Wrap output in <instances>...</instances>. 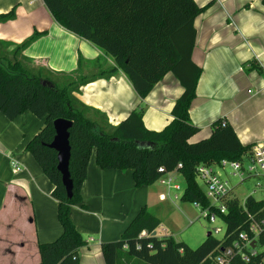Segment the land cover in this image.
Instances as JSON below:
<instances>
[{
  "label": "trees",
  "instance_id": "obj_1",
  "mask_svg": "<svg viewBox=\"0 0 264 264\" xmlns=\"http://www.w3.org/2000/svg\"><path fill=\"white\" fill-rule=\"evenodd\" d=\"M42 1L58 24L115 62L112 67H96L87 74L76 71L60 85L50 70L29 69L24 62L22 51L44 32L36 31L15 45L0 40V112L9 120L24 111L43 119V125L24 148L53 184L51 194L57 200V218L62 227L54 240L38 244L37 264H78V250L87 241L71 221L69 208L81 201L80 189L93 150L100 168L131 169L135 187L150 185L163 174L177 170L185 180L180 200L206 207L209 201L197 183V165L238 160L251 145L241 144L232 126L222 119L211 123L208 137L189 141L199 130L189 118L201 74L191 52L196 37L194 20L204 9L194 0ZM13 18V10L0 13V22ZM117 69L127 76L140 98L166 73L171 72L178 79L183 91L171 108L172 119L161 130L144 126L140 106L113 126L104 115L73 95L80 86L109 77ZM57 118L72 122L68 137L71 198L67 197L57 170L56 151L48 146ZM246 204L252 208L263 202H255L249 196ZM227 207L226 232L233 237L241 228L244 215L237 198L231 199ZM159 225L160 220L141 207L119 239L100 244L105 264H200L221 242L209 235L191 248L172 236H151Z\"/></svg>",
  "mask_w": 264,
  "mask_h": 264
},
{
  "label": "crops",
  "instance_id": "obj_2",
  "mask_svg": "<svg viewBox=\"0 0 264 264\" xmlns=\"http://www.w3.org/2000/svg\"><path fill=\"white\" fill-rule=\"evenodd\" d=\"M194 1L204 9L194 20L191 52L201 74L189 118L199 130L189 141L208 137L211 123L222 119L241 144L264 143L262 0ZM10 10L14 18L0 22V40L15 45L36 31L44 32L22 51L29 69L42 67L68 77L76 71L87 74L96 67L115 65L111 56L58 24L42 0H0V13ZM182 91L178 79L168 72L140 98L117 69L109 77L80 86L73 95L113 126L140 106L144 126L159 131L172 119L171 108ZM43 122L30 111L13 120L0 112V264L39 263L38 244L54 240L62 231L57 200L51 194L53 184L24 148ZM12 159L22 167L17 173L12 171ZM152 185L135 187L131 169L100 168L92 151L81 201L69 208L71 221L87 241L78 250V264H105L100 244L119 239L138 210L152 200ZM168 198L174 199L168 189L157 193L159 201ZM161 231L156 235L172 236L164 227Z\"/></svg>",
  "mask_w": 264,
  "mask_h": 264
},
{
  "label": "built area",
  "instance_id": "obj_3",
  "mask_svg": "<svg viewBox=\"0 0 264 264\" xmlns=\"http://www.w3.org/2000/svg\"><path fill=\"white\" fill-rule=\"evenodd\" d=\"M11 167L15 173L22 168L15 159L11 160ZM177 167H180V164ZM226 167L230 168V173L238 178V184L248 178L255 177L258 179L257 186L264 189V143L253 144L249 151L244 153L238 160L221 159L217 163L197 165L195 170L196 180L199 179L202 182L204 186L202 191L208 199L209 205L203 207L198 202H194V205L199 207L202 216L210 222H214L218 218L225 225L219 239L221 242L200 264H264V198L255 199L251 195H247L242 200L239 199L235 195L233 187L229 185L228 180L223 178L220 173V170ZM159 171H163V169L159 168ZM175 172L177 170L165 173L156 181L166 186L170 191L171 189L175 190L172 197L177 199L180 195L176 191H179L181 186L172 177ZM249 196L255 202H263V204L251 208L246 204ZM234 198L238 199L242 207L244 219L241 222V228L232 237L226 232L227 221L224 215L228 212L229 201ZM219 232H221V228L214 227L210 235ZM144 233L142 232V234ZM155 236H157L156 232ZM165 236L170 235L165 234Z\"/></svg>",
  "mask_w": 264,
  "mask_h": 264
},
{
  "label": "rangeland",
  "instance_id": "obj_4",
  "mask_svg": "<svg viewBox=\"0 0 264 264\" xmlns=\"http://www.w3.org/2000/svg\"><path fill=\"white\" fill-rule=\"evenodd\" d=\"M55 79L62 85L69 78L58 75ZM230 172L231 169L228 167L220 170L222 177L228 180L229 185L233 187L234 193L239 199L242 200L247 195H251L255 199L264 198V189L256 184L258 179L251 177L238 184V178ZM172 177L181 186V189L176 191V193L181 195L185 186V180L178 172L173 173ZM197 182L201 189H204L199 179H197ZM150 189L152 191V200L146 209L156 214L161 222V225L154 230L157 232V235L162 232L161 228L164 227L172 234L174 240L181 241L191 248L200 245L205 240L207 232H211L214 227H220L221 232L217 234L212 233L211 236L217 239L221 238L225 225L218 218L214 222H210L202 216L199 207L195 206L192 202L182 201L179 197L177 199L168 198L165 201H159L157 199V193L167 191L166 186L159 182L153 183ZM173 192L175 190L171 189V195Z\"/></svg>",
  "mask_w": 264,
  "mask_h": 264
},
{
  "label": "water",
  "instance_id": "obj_5",
  "mask_svg": "<svg viewBox=\"0 0 264 264\" xmlns=\"http://www.w3.org/2000/svg\"><path fill=\"white\" fill-rule=\"evenodd\" d=\"M44 84V83H43ZM72 126V122L68 119L57 118L53 121V128L55 134L52 141L49 143V147L56 151L57 158V170L61 174V181L65 188V192L68 198L72 196V180L69 176L68 164L70 158V146H69V128ZM151 236H155V231H152ZM210 232H207V236Z\"/></svg>",
  "mask_w": 264,
  "mask_h": 264
}]
</instances>
